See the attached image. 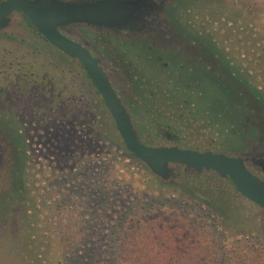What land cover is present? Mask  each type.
Returning <instances> with one entry per match:
<instances>
[{
	"label": "flooded vegetation",
	"instance_id": "af4514ba",
	"mask_svg": "<svg viewBox=\"0 0 264 264\" xmlns=\"http://www.w3.org/2000/svg\"><path fill=\"white\" fill-rule=\"evenodd\" d=\"M57 1L85 5L104 0ZM139 1L134 18L120 27L80 22L59 27L58 32L97 61L141 144L240 159L264 188V93L240 61L219 47L204 45L201 32L180 26L178 12L185 0ZM0 42L8 44L0 45V177L11 164L18 176L22 166L35 160L36 153L27 145L31 133H48L52 126L57 131L58 123L64 130L75 129L76 140L82 142L90 107L97 116L94 128L100 130L99 123L108 120L125 155L148 167L128 150L79 58L44 37L21 12L0 21ZM17 46L32 50L33 58L19 55ZM68 68L75 77H68ZM168 170V180H160L213 182L225 196L217 187L221 181L264 211L221 173L173 163Z\"/></svg>",
	"mask_w": 264,
	"mask_h": 264
},
{
	"label": "rangeland",
	"instance_id": "374dc122",
	"mask_svg": "<svg viewBox=\"0 0 264 264\" xmlns=\"http://www.w3.org/2000/svg\"><path fill=\"white\" fill-rule=\"evenodd\" d=\"M181 6L180 26L240 61L264 93V0H185ZM16 48L33 58L32 50ZM65 73L75 77L69 68ZM92 108L82 142L75 129L58 123L57 131L31 133L27 145L35 160L18 176L11 164L0 177V264H116L126 229L145 217L162 223L173 213L204 222L223 256L241 243L264 249V211L221 181L225 196L213 182L160 180L125 155L108 120L94 128Z\"/></svg>",
	"mask_w": 264,
	"mask_h": 264
},
{
	"label": "water",
	"instance_id": "95a60500",
	"mask_svg": "<svg viewBox=\"0 0 264 264\" xmlns=\"http://www.w3.org/2000/svg\"><path fill=\"white\" fill-rule=\"evenodd\" d=\"M139 7V0H104L85 5L66 4L57 0H7L0 4V21L7 19L13 13L21 12L44 37L70 56L80 59L99 90L105 105L111 111L128 150L144 162L155 176L168 180V165L171 163L197 170H213L228 176L243 196L264 208V188L245 169L240 159H231L222 154H202L175 148H150L141 144L132 130L129 116L106 76L98 67L97 61L79 44L58 32L59 27L80 22L120 27L134 18Z\"/></svg>",
	"mask_w": 264,
	"mask_h": 264
},
{
	"label": "trees",
	"instance_id": "16d2710c",
	"mask_svg": "<svg viewBox=\"0 0 264 264\" xmlns=\"http://www.w3.org/2000/svg\"><path fill=\"white\" fill-rule=\"evenodd\" d=\"M135 224L125 230L116 264H264V249L250 243L223 256L212 231L187 214L173 213L162 223L145 217Z\"/></svg>",
	"mask_w": 264,
	"mask_h": 264
}]
</instances>
